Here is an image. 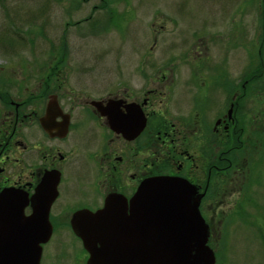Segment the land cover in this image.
Returning a JSON list of instances; mask_svg holds the SVG:
<instances>
[{
    "label": "flooded vegetation",
    "instance_id": "obj_1",
    "mask_svg": "<svg viewBox=\"0 0 264 264\" xmlns=\"http://www.w3.org/2000/svg\"><path fill=\"white\" fill-rule=\"evenodd\" d=\"M225 22L215 21L216 40H223ZM2 35L20 46L11 47L12 57L0 64V197L19 195L26 218L39 217V195L47 202L52 231L41 264H89V248L97 246L80 234L88 232L89 219L107 209L110 217L130 215L142 184L159 176L181 177L197 187L209 245L218 257L217 225L229 235L231 222L251 210L243 200L257 171L253 149L264 150V91L256 92L264 89V58L254 64L246 56L239 69L225 39L214 60L185 70L182 58L167 60L169 51L142 58L130 72L122 59L114 73L116 90L106 98L84 96L86 105L76 107L74 100L64 102L63 89L68 75L84 74L80 67L61 66L60 55L45 68L34 67L25 35L14 29ZM130 76L137 83L123 81ZM254 97L260 108L251 117ZM236 188L239 199L228 208ZM50 244L55 247L47 253Z\"/></svg>",
    "mask_w": 264,
    "mask_h": 264
},
{
    "label": "rangeland",
    "instance_id": "obj_2",
    "mask_svg": "<svg viewBox=\"0 0 264 264\" xmlns=\"http://www.w3.org/2000/svg\"><path fill=\"white\" fill-rule=\"evenodd\" d=\"M220 19H226L220 29L223 40H216L215 21ZM228 22L233 27L224 26ZM10 29L19 37L25 35L30 65L45 68L60 55L61 66L80 67L84 74L68 75L63 89L64 102L72 105L74 100L76 107L86 105L84 96L106 98L116 90L114 73L122 59L130 72L131 67L141 65L142 58L147 61L169 51L167 60L182 58L185 70L208 58L214 60L225 39L226 50L236 52L239 69L248 63L246 56L253 57L254 64L264 58V53L259 54L264 52V0H0L1 65L12 57V44L2 35ZM18 46L14 43L12 49ZM163 65L162 61L158 64ZM255 72L260 70L254 68ZM123 81L137 83L131 76ZM258 101L254 97L251 117L259 111ZM262 152L253 149L257 171L250 177L252 184L248 182L243 200L250 203V212L231 222L229 235H224L221 223L217 225V264H264ZM236 189L228 208L239 199L240 189ZM54 247L48 245L47 253Z\"/></svg>",
    "mask_w": 264,
    "mask_h": 264
},
{
    "label": "water",
    "instance_id": "obj_3",
    "mask_svg": "<svg viewBox=\"0 0 264 264\" xmlns=\"http://www.w3.org/2000/svg\"><path fill=\"white\" fill-rule=\"evenodd\" d=\"M201 196L181 177L147 180L131 200L130 215L110 217L107 209L103 217L89 219L88 232H80L86 243L97 246L89 248V264H216ZM38 198L34 211L39 217L26 218L19 195L0 197V264H41L52 226L48 208L43 209L47 202Z\"/></svg>",
    "mask_w": 264,
    "mask_h": 264
},
{
    "label": "trees",
    "instance_id": "obj_4",
    "mask_svg": "<svg viewBox=\"0 0 264 264\" xmlns=\"http://www.w3.org/2000/svg\"><path fill=\"white\" fill-rule=\"evenodd\" d=\"M64 47H66V46H65V42H64ZM253 77H255V75H253ZM256 78H259V77H256Z\"/></svg>",
    "mask_w": 264,
    "mask_h": 264
}]
</instances>
